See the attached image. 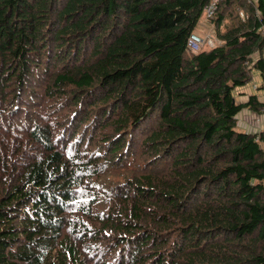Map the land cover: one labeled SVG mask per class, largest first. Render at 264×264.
Returning <instances> with one entry per match:
<instances>
[{"label": "trees", "instance_id": "1", "mask_svg": "<svg viewBox=\"0 0 264 264\" xmlns=\"http://www.w3.org/2000/svg\"><path fill=\"white\" fill-rule=\"evenodd\" d=\"M262 26L264 0H0V264H264V102L235 95Z\"/></svg>", "mask_w": 264, "mask_h": 264}, {"label": "crops", "instance_id": "2", "mask_svg": "<svg viewBox=\"0 0 264 264\" xmlns=\"http://www.w3.org/2000/svg\"><path fill=\"white\" fill-rule=\"evenodd\" d=\"M204 26H207V24H205V21L200 22L197 30H203ZM255 84L257 85V88L254 87ZM235 95L237 100L241 103L247 102L251 96L255 95L259 98L260 101L264 102V74H262L260 71H255L253 80L245 86L238 87L235 91ZM244 111H247V109H244L242 112ZM249 111L255 112L251 110ZM254 128H257L256 131L260 129L263 130L264 124H262L260 127H250L249 129Z\"/></svg>", "mask_w": 264, "mask_h": 264}, {"label": "rangeland", "instance_id": "3", "mask_svg": "<svg viewBox=\"0 0 264 264\" xmlns=\"http://www.w3.org/2000/svg\"><path fill=\"white\" fill-rule=\"evenodd\" d=\"M242 17H244V16H242ZM202 21H205V24H207V26H204L203 30H197L195 32H197V33H199L205 37L210 34V35H214L217 38L215 28L209 23L208 19L202 18L201 22ZM239 119H240V124L244 128H246V127H249V128L250 127H260L262 124H264V113L259 114V113L250 112L249 110H247V111L241 112L239 114ZM254 129H257V128H254Z\"/></svg>", "mask_w": 264, "mask_h": 264}, {"label": "built area", "instance_id": "4", "mask_svg": "<svg viewBox=\"0 0 264 264\" xmlns=\"http://www.w3.org/2000/svg\"><path fill=\"white\" fill-rule=\"evenodd\" d=\"M214 12V7L210 6L207 11L206 14L208 17H210ZM242 16H244L243 13H241ZM262 28L264 29V26H262ZM216 38L214 35H208V36H202L201 34L197 33V32H193L189 39H188V48L190 51L196 53L198 51L201 50V48L205 45V44H209L210 46H215L216 44ZM255 88H257V85H254Z\"/></svg>", "mask_w": 264, "mask_h": 264}]
</instances>
